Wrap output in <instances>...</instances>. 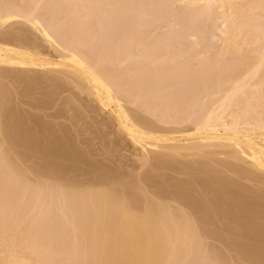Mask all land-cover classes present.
I'll return each instance as SVG.
<instances>
[{
  "label": "bare ground",
  "instance_id": "1",
  "mask_svg": "<svg viewBox=\"0 0 264 264\" xmlns=\"http://www.w3.org/2000/svg\"><path fill=\"white\" fill-rule=\"evenodd\" d=\"M48 1L0 0V264H65L68 257V264H198L205 256L208 240L224 245L231 239L226 237L231 223L247 232L249 224L256 223L252 226L258 225L257 229L260 223L261 230L264 0H159L162 9L168 8L172 13H164L168 19L179 13L189 20L191 27L203 21L197 35L190 32L191 45L185 44L189 51L199 47L206 37L213 42L221 37L222 64L229 61L226 56L230 55L236 61L245 60L243 55L254 60L252 72L249 68L250 73L243 69L242 76H236L238 72L229 73L230 77L225 74L227 78L219 79L221 83L208 77L198 78L208 65L212 66L208 51L202 58L197 57L199 53L191 56L193 50L178 51L180 48L174 42L183 32L179 24L178 29L174 25V32L158 34L161 37L151 45L143 43L145 39L150 43L147 37H152L146 31L134 33H138L140 40H135L132 33H120L112 40L117 33L114 23L126 25L130 20L128 0H63L69 7L78 5L74 19L84 15L79 19L86 20V24L68 21L71 15L68 19L61 15L65 21L57 19L52 13L66 8L58 3L62 0L55 1L59 6H53L54 0ZM159 8L155 12L161 18ZM149 9H142L144 12L135 18H142L138 19L142 23L152 15ZM44 12L47 15L43 16ZM215 21L221 24L212 35L207 30ZM21 23L29 26L46 43V48L33 39L32 31L33 35L16 27ZM11 27L12 31L5 30ZM3 68L7 70L2 72ZM15 96L20 103V115L16 108H11ZM87 98L96 106L92 109L90 104L91 108L83 105L84 113L94 127L100 126L94 130L90 123L93 129L89 127V136L97 141L98 149L94 152L91 149L95 145H89L87 137L81 139L83 135L73 118L64 113L68 109L75 112L69 105H82ZM100 111L109 115L108 119L102 115L100 121ZM95 114L98 116L93 117ZM37 118L58 122L54 123L56 132L49 123L46 125L48 121L42 123ZM86 120L89 119L84 120L89 126L90 121ZM59 121L72 122L75 129ZM127 147L139 152L132 154L136 157L131 159L134 164L127 157L118 156L126 153ZM101 151L105 160L92 159L91 155L98 159L97 152ZM27 152L33 156L28 157ZM112 152L118 153V157L114 155L116 162L125 163L132 172L144 169V174L135 175L130 170L127 173L126 168V174L125 169L122 174L117 173L114 165V170L109 167L112 162H107L108 166L100 162H106V154ZM109 158L115 162L113 155ZM33 161L37 166L30 165ZM165 171L172 177H183V181H179L180 177L166 181ZM34 222L38 227L32 228ZM47 223L51 227L43 230ZM210 225H216V229L212 227L216 232L209 231ZM236 230L233 231L238 238L237 227ZM233 231L230 234L235 236ZM48 236L57 239L56 245L61 243L62 248V243L74 241L72 246L75 244L76 249L66 244L69 250L64 247L63 252L69 254L66 257L61 253L59 257L54 245L49 246L53 243ZM253 237L264 247V230ZM237 242L234 243L240 248ZM242 252L238 257H242ZM247 258L244 262L250 257ZM258 262L252 261L262 264Z\"/></svg>",
  "mask_w": 264,
  "mask_h": 264
},
{
  "label": "rangeland",
  "instance_id": "2",
  "mask_svg": "<svg viewBox=\"0 0 264 264\" xmlns=\"http://www.w3.org/2000/svg\"><path fill=\"white\" fill-rule=\"evenodd\" d=\"M49 1H50V0H49ZM49 1H48V2H49ZM55 1H56V0H54V5H53V6H59V5H55V4L61 3V5L63 6V9L66 8L65 10H67V11L65 12V10H62V9H61L62 11H61V10H59V11H54V8H52V11H54L55 13H54V12L52 13V12L49 11V12H48V13H49L48 15H50L51 13H52L53 15L55 14V15L58 16L57 19H61V15H63L65 18L68 19V16L71 15V16H70L71 19L69 18L68 21L72 20V23H73V21L75 20V21H74V24H83V23L86 24V23H85V22H87L86 20L83 21L82 19H79V18H82L84 15H82V16H80V17L74 19V18L76 17V15H77L75 12L78 11V10H76V9H79L78 5H76L77 7H74L75 4H73L74 6L71 4L70 7L72 6V8H74V9H72V8L70 9V7H69V3H66V2H64L63 0H62V2H58V0H57L58 3L55 2ZM60 1H61V0H60ZM136 1H137V2H135V0H128V3H129V5H130V14H131L130 20H129V22H126V23H125L126 25H122L123 22H116V23H114V24H115V29H114V27H113V30H114L115 32L117 31V33H116V36H115V33L113 32V33H114L113 38H115V39H112V40H116L117 35H119L120 33H129V35H130V33H132V35L134 36V38H136L135 40H140V38H139L140 36H138V33H139V32H142V31H146L145 33H147L148 36H151L150 34H152V37H147V36H146V37H147V41H150V43H149V42H146V39L144 40L145 42L143 41V43H145V45H147V44L151 45L153 42H156V41H155V40H157L156 38H160L163 34H164V35L167 34V31H169V32L171 33L173 30H176V28H177L176 26H177V24H179V27H180V28L183 27L182 30H181V31H183V32H180L181 34H180V33L178 34V38H177L178 40L175 39L177 36L174 38V39L176 40V41L174 42V44H176V46H179V48H180L178 51H181V48H182V52H186L187 50H188V52H192L191 50H193V53H191V56L194 55V57H195V56H197L198 53H199V56H197L198 58H202V57H204V56H207V54H208L207 51H208V52H209V54H208V56H207L208 58L211 57V58L213 59V58H215L214 55L216 56L215 59H213V60L211 59V61L209 60V63H211V62L213 61L214 63L217 62V64H218L219 62L221 63V62L223 61V58H220V55H219V54H222L221 57L224 56V55H223V52H224V51H222V49L220 48V47L222 46V45H220V43H223V41H222L223 38L220 39L221 37H219L220 40L218 39L219 42H218L217 39H216L217 41L213 42L212 40H210L211 38L209 39V37H206L207 40H205V39H206V38H205V39H203V42L200 41V45H199V47L191 48V50L189 51L188 47H190V45H191V43L189 42V41H190V32H192L191 34H195V35H197V32H198L199 30L202 29L201 26L203 27V21H200L201 23L198 22L197 24H195V26L192 25L193 27H191V25H190V23H189V20L186 19V18H184V17H182L181 14H179V13H173V16H172L173 19H172L171 17H169L171 20L168 19V15L170 16V15H172V13L168 12V8H166L167 10H165V9L163 8V9H164V10H163L162 7H161V5H160V3L162 4V2L159 3V0H158V2H157V0H154L156 3L153 2V0H151V1L149 0L150 3H149L148 1H146V0H136ZM141 1H143V2H141ZM51 2H53V1H50V3H51ZM146 2H147V3H146ZM46 3H47V2H46ZM46 3H45V8L47 9V8H48V7H47L48 5H47ZM72 3H73V2H72ZM134 3H135V4H134ZM158 3H159V4H158ZM52 4H53V3H52ZM136 4H137V5H136ZM140 4H142V5H140ZM150 4H153V6H155V7L151 6V7H153V8H152V9H149V8H151V7H149ZM156 4L158 5V7H160V8H159V13L161 14V18H160V15L158 14V11L155 12L156 10H158V9H157L158 7H156V6H157ZM43 5H44V4H43ZM49 5L51 6V4H49ZM120 5H121V4H120ZM147 5H148V9H149V11H152V12H153V13L150 12V13H152V15H151L152 18H151V16H150L149 18L147 17L148 19H147V18H145V19L143 18V19H144V21L142 22L143 25H142V27H140L141 24H142V23H141V21H142L141 19H142V18L140 19V17H138V19L141 20V21H140V20H138V19L135 18V17L138 15L139 12H142V11L144 12V10H145V12H146V10L148 11V9L145 8ZM135 6L137 7V9H136ZM141 6H142V7H141ZM143 6H144V7H143ZM42 7H43V11H44L45 8H44V6H42ZM60 7H61V6H60ZM60 7H59V8H60ZM55 8H56V7H55ZM134 8H135V9H134ZM140 8H141V9H140ZM154 8H155V10H154ZM40 9H42V8L40 7ZM57 9H58V8H56L55 10H57ZM69 9H70V10H69ZM142 9H144V10H142ZM161 9H162V11H161ZM47 10H48V9H47ZM50 10H51V9H50ZM139 10H140V11H139ZM70 11H71V12H70ZM72 11H74V13H73ZM176 11H178V10H176ZM179 11H180V10H179ZM61 12H62V13H65V15L62 14ZM83 12H84V11H83ZM143 12H142V13H143ZM161 12H162L163 14H162ZM56 13H57V14H56ZM69 13H70V14H69ZM72 13H73V14H72ZM98 13H99V12H98ZM164 13H167L168 15H166V14H164ZM169 13H170V14H169ZM43 14H45V12L42 13V15H43ZM139 14H140V13H139ZM156 14H157V15H156ZM45 15H47V12H46ZM74 15H75V16H74ZM100 15H101V14H99V17H100ZM43 16H44V15H43ZM50 16H52V15H50ZM72 16H74V17H72ZM154 16H155V17H154ZM162 16H163V17H162ZM174 16H175V17H174ZM45 17H46V16H45ZM48 17H49V16H48ZM53 17H54V16H53ZM53 17H52V18H53ZM64 17H63V18H64ZM153 17H154V19H153ZM156 17H157V18L159 17L160 20L156 21V20H157ZM65 18H64V19H61V20H64V21H65V20H66ZM72 18H73V19H72ZM150 18H151V19H150ZM159 18H158V19H159ZM174 18L177 19V20H176L177 23H174ZM48 19H49V18H48ZM53 19H54V18H53ZM57 19L55 18L54 21L56 22ZM149 19H150V20H149ZM165 19H166V20H165ZM145 20H146V21H145ZM151 20H152V21L155 20V21H154V24H156L155 22H157L158 25L156 24V25L154 26V24H153V22H152ZM167 20H168V21H169V20H170V21L173 20V21H172V22H170V21H169V22H166ZM178 20H179V21H178ZM64 21H62L61 23L63 24ZM79 21H80V23H79ZM137 21H138V22H137ZM139 21H140V22H139ZM149 22H151V23H149ZM165 22H166V23H165ZM215 22H216V23H215ZM215 22H214V24H213V27H212L211 29L207 30V32H209V33H210V32H211V33L213 32V33H214L215 30H216L217 28H219V25L221 24L220 21H219L220 24L218 23V21H215ZM72 23L70 22V24H71L70 27L73 28ZM139 23H140V24H139ZM144 23H145V25H144ZM169 23H170V24H169ZM65 24H66V22H65ZM152 24H153V26H152ZM66 25H67V24H66ZM106 25H107V24H106ZM116 25H117V26H116ZM139 25H140V26H139ZM146 25H147V26H146ZM174 25H175L176 28L174 27ZM183 25H184V26L187 25L188 27H187V26L184 27ZM121 26H122V27H121ZM124 26H125V27H124ZM127 26H128V27H127ZM143 26H144V27L146 26L145 29H142V28H144ZM16 27H18L19 29H22L23 31H26V33H28V30H29V32L32 31V32L34 33V35L36 34L32 29L30 30V27H29V26H27V25H23L22 23L19 24V25H17ZM55 27H56V26H55ZM66 27H68V26H66ZM108 27L111 28L112 26H108ZM123 27H124V28H123ZM189 27H190V28H189ZM126 28H127V29H126ZM138 28H139V29H138ZM184 28H187V29L185 30ZM194 28H195V29H194ZM13 29H14V28L11 27V29L7 28V29H5V30H7L8 32H10V31H12ZM65 29H67V28H65ZM125 29H126V30H125ZM140 29H141V31H140ZM154 29H155V30H154ZM172 29H173V30H172ZM177 29H178V28H177ZM127 30H128V31H127ZM151 30H152V32H151ZM153 30H154V31H153ZM157 30H158V31H157ZM164 31H165V32H164ZM188 31H189V32H188ZM32 32H31V33H32ZM136 32H138L137 35L134 34V33H136ZM173 32H174V31H173ZM193 32H194V33H193ZM207 32H206V33H207ZM33 33H32V35H33ZM156 33H157V34H156ZM213 33H212V35H213ZM153 34H154V35H153ZM158 34H160L161 36L158 37V36H157ZM30 35H31V34H30ZM155 35H156V37H155ZM188 35H189V37H188ZM201 35H202V34H201ZM180 36H181V37H180ZM198 36H200V35H198ZM146 37H143V38H146ZM186 37H187L188 39H187ZM34 38H35V40H36L38 43H40V45H43L44 47L46 46V43H45L43 40L39 39V36H38V35H35V37L33 36V39H34ZM37 38H38V39H37ZM148 38H149V39H148ZM152 39H153V40H152ZM179 40H180L181 42H180ZM200 40H201V39H200ZM223 40H224V39H223ZM182 41H184V42H182ZM172 42H173V41H172ZM177 42L179 43V45H178ZM182 44L184 45V47H183ZM185 44L188 45L187 48H185V47H186ZM189 44H190V45H189ZM218 44H219V45H218ZM172 45H173V44H172ZM180 45H181V46H180ZM173 46H175V45H173ZM176 46H175V47H176ZM217 46L219 47V49H217ZM200 47H201V48H200ZM211 47H212V48H211ZM253 47H254V46H253ZM255 47H257V46H255ZM45 48H46V47H45ZM133 48H134V46H133ZM133 48H132V50H133ZM177 49H178V48H177ZM184 49H186V51H184ZM162 50H163V49H161V51H162ZM215 50H216V51H215ZM204 51H206V52H204ZM214 51H215V52H214ZM217 51H218V52H217ZM221 51H222V52H221ZM200 53H201L202 55H201ZM213 53H214V55H213ZM189 54H190V53H189ZM195 54H196V55H195ZM210 54H212L213 57L210 56ZM201 56H202V57H201ZM230 56H231V57H230ZM230 56H229V57L226 56L227 60H229L228 62H230V63L225 62V63H223V64L221 63L220 66H219V65L216 66V65H213L214 63L212 62V66H213V67H212L211 64H210V66H211V70H210V66L208 65L207 69L205 70V73H203V74H200V73L196 74V75H199V74H200V76H198L199 80H200L202 77H206V78L208 77L207 79L210 78V80H212V81H214V82L216 81V82L221 83V80H219V79L222 78V81H223V78H224L225 74H226L227 77H228V75H229V77H230V74H232L233 72H234L235 74H237L236 72H238V74H240V72H241L240 75L237 74L236 76H242V74L244 75L245 72H246V74H248V72L250 71L251 66H252V64H253L252 62L254 61V60L251 61V60H252L251 56H249V55L244 56V55H243V58H246V57H247V58H249L250 61L246 58L245 60H237V61H239V63H237V61H236V57H234L233 55H230ZM248 56H249V57H248ZM197 57H196V58H197ZM241 57H242V56H241ZM208 58H207V59H208ZM221 59H222V60H221ZM203 61H204V59H203ZM235 61H236V62H235ZM242 61H245V63L242 62ZM232 62H233V63H232ZM209 63H208V64H209ZM235 63H236V64H235ZM247 63H248V64H247ZM226 64H228V66H227ZM230 64H231V65H230ZM239 64H241V65H239ZM195 65H196V64H195ZM223 65H225L228 69H226V67L224 68ZM233 65H234V66H233ZM242 65H243V66H242ZM244 65H245V67H244ZM246 65H247V69H246ZM215 66H216V67H215ZM221 66H222V68H220ZM217 67L220 68V69H217ZM237 67H239V68H237ZM195 68H196V66H195ZM197 68H198V67H197ZM208 68H209V69H208ZM212 68H213V70H212ZM215 68H216L218 71H217ZM232 68L235 69V70H233ZM249 68H250V69H249ZM236 69H237V70H236ZM240 69H242V71H241ZM243 69H245V72L243 71ZM248 69H249V70H248ZM4 70H7V69H4V68H3V71H2V72H4ZM214 70H215V71H214ZM229 70H230V72H229ZM239 70H240V72H239ZM246 70H248V71H246ZM252 71H253V70L251 69L250 72H252ZM12 72H14V71H12ZM206 72H207V76H206ZM210 72H211V74H210ZM224 72H225V73H224ZM250 72H249V73H250ZM222 73H223V77H222ZM229 73H230V74H229ZM219 74H220V77H218ZM196 75H195V76H196ZM209 75H210V76H209ZM213 75H214V76H213ZM215 75H216V76H215ZM217 75H218V76H217ZM233 75H234V74H233ZM233 75H231V76H233ZM226 76H225V77H226ZM234 76H235V75H234ZM212 77H213V78H212ZM217 77H218V79L216 80ZM227 77H226V78H227ZM226 78H225V79H226ZM216 82H215V83H216ZM65 96H66V94H65ZM67 96H68V94H67ZM11 98H12V97H11ZM89 99H90V98H87L86 101L83 102L84 104L82 103V105L80 104L79 106L76 105V104H73V106L69 105V107H74V109H76V111L78 110V111H77V112H78V116H79V113L82 112L81 109H83V112H82L83 115H82V113H81L83 119L81 118V116H80V119H79L78 116H77L76 111H75V112H74V111H73V112H72V111H69L70 109H68V110L65 109L66 112H64V113L68 114V115H66V116H68V117L71 116V117L73 118V120H72V119H71V120L74 122V125L76 124V126H77L76 128L78 129V132H81V134L83 135V137H82L81 139L87 137L86 139H87V141L89 142V145H90V144H92V146L95 145L94 147H92V148H94V149H91V151H93V150L98 149V148H97L98 146H96L97 141L94 142V141L92 140V138H91V137H93V135L89 136V134L91 133V132L89 131V127L91 128L92 121H91L90 118L87 116V114L84 113V108H82L83 105H86V106H88V107L91 105V106H92V109H95L94 107H95L96 105L93 104V103L90 104V102H92V99H90V100H89ZM13 100H14V98L12 99V101H13ZM88 101H89V103H88ZM63 102H64V100H63ZM60 103H61V102H59L58 104H60ZM89 104H90V105H89ZM19 105H20V103H19V101H18V96H15V101H14V104L11 106V108H12L13 110L16 108V109H17V112H16V113H18V108H19L18 106H19ZM14 106H15V107H14ZM62 106H63V105H62ZM80 106H81V107H80ZM91 106H90V108H91ZM93 106H94V107H93ZM9 107H10V106H9ZM63 107H64V106H63ZM63 107L61 108V106H60L59 108H61L62 110H64ZM64 108H65V107H64ZM80 108H81V109H80ZM16 109H15V110H16ZM15 110H14V111H15ZM65 110H64V111H65ZM80 110H81V111H80ZM67 111H68V113H67ZM79 111H80V112H79ZM30 112L33 113V114H36V115L39 114L38 112L36 113V112H34V111H30ZM19 113H20V112H19ZM19 113H18V114H19ZM23 113L25 114L26 112H23ZM74 113H76V115H75L76 117L74 116ZM98 113H99V111H98ZM21 114H22V113H21ZM84 114H85L86 116H85ZM19 115H20V114H19ZM39 115H40V114H39ZM88 115H89V114H88ZM102 115H103V118H104V119H108V117H109V115H106L105 112L100 111V115H99V116H100V121H101V119L103 120ZM37 116H38V115H37ZM89 116H91V115H89ZM92 116H93V117H96V116H98V115L95 114V115H92ZM39 117H40V116H39ZM87 117H88V118H87ZM40 118H41V117H40ZM40 118H39V119H40ZM37 119H38V118H37ZM39 119H38V121L42 122V119H43V118H42L41 120H39ZM85 119H89V120H86V121H90L89 124H90V123H91V124H90L89 126L87 125L88 123L84 121ZM48 120H49V119L45 118V119L43 120L44 122H42V123H46V121H48ZM80 120H81V121H80ZM82 120H83L84 122H82ZM50 121H52V120H50ZM60 122H61V123H64V124H69V122H64V121L62 122V121H59V123H60ZM48 123H49V125H51L50 127L53 129L52 131H55L54 128H55V126H56L57 124H54V123H58V122H53V121H52V122H49V121H48V122L46 123V125H48ZM50 123L54 124V126H53L52 124H50ZM71 123H72V122H71ZM71 123L69 124V126H72L73 123H72V124H71ZM85 123H87V124L85 125ZM28 125H29V124H28ZM65 126L67 127V125H65ZM69 126L67 127V129H71V127L69 128ZM87 126H88V130H87V128H86ZM92 126H93V124H92ZM56 127H57V126H56ZM74 127H75V126H72V128H74ZM93 127H94V126H93ZM97 127H100V126H99V125H98V126L96 125V127H94V130H95V128L97 129ZM74 129H75V128H74ZM77 129H76V130H77ZM91 129H93V128H91ZM99 129H100V128H99ZM88 131H89V132H88ZM55 132H56V131H55ZM55 132H54V133H55ZM55 134H56V133H55ZM74 134L76 135V133H74ZM94 137H95V134H94ZM101 137H102V136H101ZM101 137H100V138H101ZM88 142H87V143H88ZM81 146H83V145H81ZM127 149H128V150H127L128 152H127V151H126V153L123 152V153H124V154L122 153L123 155H122V154L119 155L118 153H116V155L118 154L119 157L123 156L122 159H124V156H125V157H127V158H125V159L128 160V161H129V160L131 161V159H133V158L136 159V157H134V155L139 154L138 150H137V151H135V150L133 151V148H130V147H127ZM93 152H94V151H93ZM93 152H92V153H93ZM27 153H28V157L33 156L30 152H27ZM29 153H30V154H29ZM102 153H103L102 151H101V152H97V154L100 155V157H99L98 159H97L98 156H97V157H94L93 155H91V157H93L92 159L95 158L96 160H99V159H100V160H101V159H104V160H105V158H104L105 156L103 155V154H105V153H103V154H102ZM135 153H136V154H135ZM33 154H34V153H33ZM101 154H102V155H101ZM132 154H134V155L132 156ZM30 155H31V156H30ZM106 155H108V156H106V157H108V158H109V157H112V155H113V158H114V160H115V157H114L115 153L112 152V155H109V154H106ZM116 155H115V156H116ZM34 156H35V154H34ZM118 156H116V157H118ZM132 157H133V158H132ZM108 158H107L108 161L106 160V162H105V161L103 160V161H100V162H103L104 165H107V162H108V165L112 162V163L109 165V167H110L111 165H114V167H116V168H114V169H116V172L118 171L117 173H121V172H123L122 170L125 169V168L127 169V166L125 165V163H123V164H124V165H123V164H121V163H119V162H116V160H115V162L112 161L113 159L110 161V160H109L110 158H109V159H108ZM128 158H129V159H128ZM95 159H94V160H95ZM134 159H133V160H134ZM133 160L130 162V164H134ZM180 160H181V159H180ZM180 160H179V161H180ZM109 161H110V162H109ZM181 162H182V160H181ZM36 163H37V162H36ZM36 163L33 161V162H31L30 165L35 166ZM114 163H119V164H114ZM120 164H121V165H120ZM108 165H107V166H108ZM136 165H137V164H136ZM36 166H37V165H36ZM117 166H119V167H117ZM121 166H124V167L120 168ZM125 166H126V167H125ZM110 168L113 169V166H111ZM117 168H120L121 171H120V169H117ZM114 169H113V170H114ZM126 169H125V171L123 172V174H126ZM131 169H132V168L129 167V168L127 169V173H128L129 170L132 172ZM135 171H136V172H135ZM131 172H129V173H131ZM143 172H145L144 169H143V170H142V169H138V170H134V171L132 172V174H135V175L144 174ZM165 172H166V171H165ZM165 172H164V173H165ZM166 173L168 174L169 172H166ZM171 173H172V172H171ZM121 174H122V173H121ZM167 174H166V176H168V178H167V177L165 178L166 181H167L168 179H170V178H176V177L179 178V177H180V176H178L177 174H174V173L171 174V175H173V176H174V175H177V176L172 177V176L169 175L170 173H169L168 175H167ZM169 176H170V177H169ZM200 177H201V175H200ZM177 178H176V179H177ZM182 179H183V177H180V180H179V179H177V180H179V181H183ZM165 180H162V182H164ZM203 216H204V217H207L208 215H207V216H206V215H203ZM34 224L36 225L37 222H34ZM34 224H32V225H33L32 228H34V227H35V228L38 227V226H37L38 224H37L36 226H34ZM253 224H256V223H252V225H253ZM257 224H258V223H257ZM261 224H262V223H261ZM45 225H46V226L43 225L44 227L42 226V229L44 228L43 230L48 229V228H46V227H47V226H50V225H48V223L45 224ZM235 225H236L237 229L239 230V231H238V238H237L236 233H235V232L237 231V230H236V227H235V228H232V227H234ZM252 225L249 224V225H248L249 227H248V228L246 227V228L249 229V230H250V229H255V232H253V233H256V234H253V233H252L253 230H250V232H251V234H252V235H251L250 233H248L249 230H248V232H247L246 229L244 230V229L242 228V231H244V232H242V231H240L241 229H239L240 227L237 226V224H233V226H232V223H231V224L228 226V227H231V228H228V227H227V229L229 230V233H228V234H229L230 236H229L228 234H226V237L228 236V237L231 238V239L228 240V241L226 240V241H227V243L230 241L228 244H230L231 241H232L231 245L234 246V244H235V247H233V246H231V245H228L227 243H224V245H223V242H215V240H208L209 242H208V241H207L208 243L206 242V243H207V244H206V249H205V251H204V255H205V256H203V258L201 259V261H200L198 264H205V263H206V264H218L217 262H219V261H218L219 259H220V261L222 260V262H219V264H238V263H240V264H247V263L250 264V263H252V261H253L254 263H256V262L259 261V259H260V260H261V258L264 259V250H263L264 247H262L260 244H258V243H260V241H259V242H257V240L255 241V239H254V237H253V236L257 235V233L260 234L261 230H264V229H263L264 226L261 225V227H262V226H263V227H262L261 230H260V229H259V228H260V223H259V228L257 227V229H256L255 227L258 226V225H254V227H253ZM210 226H211L210 228H209V226H208L209 229H211L212 227H214V228L216 229V225H214V226L210 225ZM50 227H51V226H50ZM238 227H239V228H238ZM250 227H251V228H250ZM214 228H212V230H209V231H210V232H216V230L213 231ZM231 229H232V230H231ZM234 229H235V232L233 231ZM228 230H227V231H228ZM256 230H257V232H256ZM258 230H259V231H258ZM217 231H218V230H217ZM231 231H233V233H235V234L232 233V234L235 235V236H232V235L230 234ZM245 231L247 232L246 234H245ZM240 232H241L242 235H243V234H245V235H243V237H241ZM30 234H31V233H30ZM239 234H240V235H239ZM247 234H248L250 237H248ZM29 236H30V235L27 234V237H29ZM56 236H57V235H56ZM231 236H232V237H231ZM258 236H259V235H258ZM48 237H50V236H48ZM48 237H47V238H48ZM228 237H227V239H228ZM233 237H236V238H233ZM239 237L243 238V240H245V241H243V240L240 239ZM244 237H248V238H244ZM249 238H251V239H253V240H251V239L249 240ZM48 239H49V238H48ZM48 239H47V242L49 241ZM247 239H248V240H247ZM51 240H52V241H51ZM53 240H54V242H53ZM55 240H57V239L50 237V242L53 243V244H52V245H49V246L51 247V246L54 245V251L56 250L55 252L58 251V253H60L59 257H60L62 254H63V255L66 254V255H67L68 252H65V251L63 252V250L66 248V246H65L66 244L70 246V247H69L70 249H73V250L76 249L75 244H74V246H72L74 241H73V242L71 241L72 244H71V242H69L70 244H69L68 242H66V243H64V244L62 243L63 248L65 247L64 249L62 248L61 243H60V245L57 244L58 247H59L58 249H60V252H59V250L57 249V247H56V249H55V245H56V243L58 242V241L56 242ZM71 240H72V239H71ZM262 240H263L262 242H263V244H264V238H262ZM237 241L239 242L240 245L238 244ZM250 241H251V242H250ZM254 241H255V243L253 244L252 242H254ZM234 242H237L238 247L240 246V248H237V245H236V243H234ZM243 242H244V243H243ZM245 242H246V243H245ZM262 242H261V243H262ZM48 243H49V242H48ZM48 243H47V244H48ZM51 243H50V244H51ZM58 243H59V242H58ZM221 243H222V244H221ZM241 243H242V244H241ZM256 243L258 244V246H257V245L255 246ZM225 244H226L227 246H226ZM57 245H56V246H57ZM241 245H242V246H241ZM246 245H248V246L250 245L251 248H250V246L248 247V246H246ZM223 246H224V247H223ZM230 246H231V247H230ZM244 246H245V247H244ZM260 246H261V248H260ZM263 246H264V245H263ZM67 247H68V246H67ZM74 247H75V248H74ZM232 247H233V250L231 249ZM242 247H244V248H246V249H247V247H248L247 250H246V249L244 250V251H246V252H245V255H244V258H243V255H242V254L244 253V251L242 252V250H243L244 248H242ZM258 247H259V248H258ZM61 248H62V250H61ZM69 248H66V249L69 250ZM235 248H236V249H241V252H242L241 256H242V257H240V256L238 257V255H239L241 252H239L238 250H237V252H236ZM250 249H252V250H250ZM261 249H262V250H261ZM73 250H72V251H73ZM61 251H62V252H61ZM70 251H71V250H70ZM229 251H230V252H229ZM231 251H235V252H231ZM247 251H248L250 254H249ZM74 252H75V251H74ZM74 252H73V253H74ZM238 252H239V254H238ZM61 253H62V254H61ZM232 253H233V254H232ZM236 253H237V256H236ZM246 253L248 254V256H249L250 258L248 257L249 260H245V262H244V259L247 258V257H246V256H247ZM68 254H69V253H68ZM208 254H209V255H208ZM217 254H218V255H217ZM230 254H231V255H230ZM57 255H58V254H57ZM66 255H65V256H66ZM71 255H73V254H71ZM232 255L235 257L234 259H233V256H232ZM250 255H251V256H250ZM260 255H261V256H260ZM68 256H69V255H68ZM66 257H67V256H66ZM211 257H212V258H211ZM245 257H246V258H245ZM251 257H253L254 259L251 260ZM69 258H70V257H68V259H69ZM215 258H216L217 260H215ZM237 258H240V259L238 260ZM241 258H242V259H241ZM248 258H247V259H248ZM68 259L66 258V259H65L66 261H64L63 263L66 262L65 264H68V263H69V262H68V261H69ZM213 259H214V260H213ZM230 259H231V260H230ZM263 259L261 260V261H262V264H264V262H263L264 260H263ZM210 260H211V261H210ZM212 260H213V261H212ZM234 260H235V261H234ZM240 260H241V261H240ZM255 260H256V261H255ZM215 261H216V263H214ZM237 261H238V262H237ZM249 261H251V262H249ZM261 261H259L258 263H260ZM211 262H212V263H211ZM236 262H237V263H236ZM241 262H242V263H241ZM243 262H244V263H243ZM252 264H253V263H252Z\"/></svg>",
  "mask_w": 264,
  "mask_h": 264
}]
</instances>
